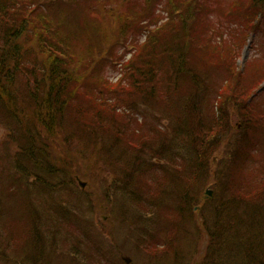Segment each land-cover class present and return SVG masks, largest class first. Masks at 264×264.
<instances>
[{
    "label": "trees",
    "instance_id": "16d2710c",
    "mask_svg": "<svg viewBox=\"0 0 264 264\" xmlns=\"http://www.w3.org/2000/svg\"><path fill=\"white\" fill-rule=\"evenodd\" d=\"M132 1L0 0V123L8 131L2 145L5 153L0 155L5 163L0 185L7 176L10 185L6 193L1 187V196L23 233L21 263L86 264L81 256L90 258L89 243L101 240L88 231L95 221L76 212L77 202L86 201L83 213L93 216L97 196L109 201L121 191L137 208L123 205L117 226L127 236H136L130 249L147 253L145 264L179 259V247L171 240L185 241L186 225L193 216H204L206 207L210 212L204 221L209 217L206 226L212 229L200 264H264V114L244 108L251 90L264 79V53L237 69L233 56L247 37L243 28L241 32L231 28V41L223 39L221 46L211 42L200 26L202 17L196 13L203 6L200 0H165L169 20L150 28L145 41L133 45L136 52L122 64L121 78L112 83L104 70L122 59L116 48L127 45V35L135 34L131 29L141 31L156 23L155 4L163 0H144L145 7L138 10ZM230 4L226 19L252 32L259 29L264 38V0ZM209 29L218 33L215 27ZM24 37L34 55L27 54ZM210 42L223 50L209 51ZM209 66L222 68L227 76L216 100L211 99L215 90L211 78L202 74ZM160 92L170 125L161 128L156 115L142 123L130 118L135 126L126 120L124 115L135 111L151 114ZM231 116L240 121L239 130L232 128ZM109 132L115 135L114 142L106 137ZM57 139L75 145L73 151L66 150L68 160L60 163L50 147ZM122 140L130 152L119 147ZM180 144L187 147L188 159L180 157ZM89 145L93 152L82 156L79 148L87 150ZM115 145L119 149L114 157ZM146 148L148 159L143 158ZM100 153L102 160H90ZM72 155L76 159L71 160ZM106 174L112 175L110 180L103 178ZM76 177L103 181L105 187L100 194H83ZM199 178L223 187L243 186L216 203L202 200L199 207ZM6 222L10 224V215ZM71 231L73 235L81 231L80 239L88 240L84 249L77 245L73 255H53L55 243L60 239L68 243ZM19 235L3 239L0 234V260L1 243L9 247ZM105 248L99 245V262L126 264L121 248L117 262L106 256Z\"/></svg>",
    "mask_w": 264,
    "mask_h": 264
},
{
    "label": "rangeland",
    "instance_id": "374dc122",
    "mask_svg": "<svg viewBox=\"0 0 264 264\" xmlns=\"http://www.w3.org/2000/svg\"><path fill=\"white\" fill-rule=\"evenodd\" d=\"M134 1H135V4H134ZM134 1L130 2V4H132L131 6L135 8L136 10L145 7L144 0H134ZM231 1L232 0H200V3L203 6H198V9H197L198 11L196 13H198L199 16L202 17L201 19H199V21L202 22L200 26H202L204 30L208 32L207 37L211 36L212 37L211 42L215 43V40H216L217 43L218 44L220 43L221 46H225L223 43V39L227 42L231 41L232 37L228 33L231 30V28H238L237 32H241L243 28V30L248 33L247 37L245 38L244 44L238 50L239 51L238 55L236 53L233 56L235 66L237 67V69L242 70L248 61L257 59L262 53H264V38H262L263 35L259 29H256L255 32H252L249 29H245L242 25H240V23L238 22L232 23L230 22L229 19L228 20L226 19L227 17H229L226 15V13L228 11L232 12V9H231L232 6L230 4ZM155 5L156 7L154 9V16L156 18V23L150 24L148 28L142 29L141 31L131 29V33L134 32L135 34L127 35V45L124 47L120 45L119 47L116 48L117 54L123 55L122 59L121 60L119 59L120 62L113 66L110 63H108L105 66L104 75L107 77V79L110 82L115 83L121 78L122 64L127 62L136 52V49L134 48L133 45H136L138 43H143L147 37V31L150 30V28H155L157 26H160L161 24L169 20V11H168L169 6L165 8L166 6L165 0ZM169 5H170V2H169ZM235 9H237L236 6L233 8V10ZM104 21L108 22L107 18L104 19ZM146 22L147 21H143L142 23L144 24ZM235 24H237L238 26H236ZM132 25L133 24H131V26ZM210 27L217 28L218 33L216 34L212 33L209 29ZM72 28L78 30L77 26L75 25H73ZM210 32L213 35H211ZM220 33L222 34L219 36ZM22 41L24 42L25 47H27V54L34 55V49L32 48V45L29 39L24 37L22 38ZM211 42H210L211 49L209 51L216 53L215 51H218L220 49L223 50V47L221 46L218 48H213L214 43H211ZM219 52H221L220 56L225 57V53L223 51H219ZM42 56L43 55H40L38 59L41 60ZM26 62H30V58H27ZM202 74L205 76V78H208V77L211 78V84L213 85V88L215 89L214 92L212 93L211 99L216 100V97L218 96V93L219 91H221V88L223 86V85L222 86L220 85L222 84V82L225 80L227 76L223 75L222 68L215 70L213 66L207 67L206 70L202 71ZM215 91L217 92L215 93ZM251 91H252L251 95H249L246 98V106L244 108L253 109L257 111L258 113L264 114V79H262L259 85L255 87L254 89H252ZM163 95L164 94L160 92L159 97H158L159 103L156 104L153 108L149 109L151 111V114H148V113L146 114L141 111H135L132 114L131 113L125 114L124 116H126V120L129 119L128 122L131 125L135 126L136 124L130 118H136L138 119L139 123H142L145 121L146 118L152 119V116L156 115V116H159V120L156 122V124L159 125L161 128H165L166 126L170 125V119L168 116H166L167 113L164 111V108L161 105ZM214 108L218 110L217 106ZM232 112L233 111L230 110V114ZM229 122L232 123L231 126L234 130H239L241 128V123L238 120L237 116L236 118L234 116L233 117L231 116L229 118ZM110 125L112 129L116 128L111 122H110ZM128 130L131 131L132 127ZM7 133H8L7 128L3 124L0 123V155H4L5 153V148L2 145H3L4 140L6 139ZM142 134L147 135L148 133L146 134L142 133ZM108 136L111 137L112 142H114L115 135L109 132L108 134H106V137ZM129 137L132 140L136 139V138H132L131 136ZM120 145H123L129 151V148L127 147L125 140L121 141V143L119 144V147ZM157 145L158 144L156 143L153 144V146H157ZM50 147H51L52 156L57 163H60L61 160L63 161L68 160V157L65 155V153L69 147H71L72 151L75 149L74 144L72 145L68 143L67 145L63 143L61 139L52 141L50 143ZM119 147L117 145L113 147L114 157L117 156ZM178 148H181L180 157L182 156V159L183 158L188 159L187 157H189V153H188V149L185 146V144H180ZM79 150L82 156L86 155L87 157V155L92 153L94 149L91 148V146L89 145V147L87 148L88 152L87 150L82 149V148H79ZM147 150L148 149L146 148V152L143 153L144 159L149 158V153L147 152ZM110 153H112V151H110ZM93 157L94 159H90L91 161L95 159L102 160L101 159L102 153H100L98 156L94 155ZM219 158L220 157L218 156L217 160H219ZM73 159H76L74 155L71 156V160ZM182 159L177 158L178 162L181 161ZM155 161H158L160 165L165 163L164 159L162 160L155 159ZM4 165H5L4 161L0 160V176H2L1 169H4ZM6 166H9V164H6ZM155 170H158L159 172H161V170L159 169H155ZM111 176H112L111 174H106V176L103 178L108 177V179L110 180ZM78 180L86 182V185L84 186V188H82L79 185L80 183L79 184L77 183L78 190L82 191L83 194H86V195H89L90 193V196H92L94 191H97L100 194L102 193L105 187V183L103 181L99 183H92L90 179L88 181L84 178L76 177L77 182ZM235 180L240 181V183H244V181H241L242 180L241 177H237ZM249 181L250 179L247 181V183ZM197 182L200 187V190H198L197 195L201 199V201L198 204L199 207H200V204H203L202 200H206V201L209 200V201H213L214 203H216L221 198L223 197L226 198L227 196H229V194L232 195L239 186H243V185H228L227 187H223L218 182H213V181L210 182V180H206L205 178H203V180L199 178ZM9 183H10L9 178L7 176H3V184L0 185V199H2V203L0 204V208L2 209V211L0 212V234L3 236V239H6L5 235H8L11 237L12 235L16 236L18 234H20L19 235L20 238L15 239V243H9L10 245L9 247H8V244L1 243V246H2L1 249L3 251L2 252L3 260H0V262L3 261L4 262L3 264H17L16 261L21 257L22 246L24 245V243H20L21 236L23 233L21 234V232L19 231V228L17 229V225H18L17 217H14V216L12 217L11 213L8 210V206H6L5 202L3 201L4 196L3 197L1 196L3 195V192H1V187L5 189L4 193H6L10 185ZM263 184H264V181H263ZM16 187H18V185H16ZM207 190H210L211 194H208ZM224 191L227 192V194ZM106 202H108V205H107L108 209H107V212H104L103 208L106 207V204H107ZM77 204L78 205L75 208L76 212L80 213L81 215H83V217H86L87 219L90 218L93 221H95V225H94L95 227L91 228L88 231L90 233H93L96 239L101 240L103 249L107 246V250L105 251L106 256L109 255L112 260L117 262L118 261L117 259L120 258L119 257L120 255L118 254V250L121 248V251L124 252V254L122 253V260H124V258H128L129 259L128 262L130 264H145V261H147L149 258L148 254L141 253V250L137 252V251H133L130 249L131 243H135L136 241V236L131 235V234L127 236V234H125L124 229L122 227L117 226L118 222H120L121 220L120 219L121 212L119 213V210L122 208V206L124 205L125 209H132L133 207H135L133 204H131V202H127L124 200L123 194L121 191H118L113 196L112 200H109V201H104L101 198H99V196H97V201L95 203V211L93 213V216L89 215V213H87V215L83 213L84 206H86L87 204L86 201L81 200V201H78ZM204 204H206V202H204ZM77 207L80 209H78ZM209 212H210V209L206 207L204 216L196 215L192 217L193 221L189 223V226L188 224L186 225L184 235H188V237L185 239V241L181 243V241L171 240L174 243H176V246L179 247V251H180L179 259L174 258L173 261H171L170 258H168L171 261V263L168 260L166 261L155 260L156 264H200L201 260H203V258L205 257V252H206L207 246L209 245V241H210L208 233L211 231L212 228H210V226L208 227L206 226V223H209L210 221L209 217H207L204 221V217L208 216L207 213ZM9 215H10V224H7L6 221H8ZM4 216H5V219L3 218ZM102 220L105 221L104 224H102L103 222ZM108 226H111V228L109 229ZM102 227L104 229H102ZM99 231H101L100 236L97 235ZM75 232L76 233L74 235L72 234L74 233L73 231L70 232L72 234V237L68 239V243H63L62 239L59 240V243H55V248H54V251L52 252L53 255H69V254L73 255L74 253L73 251L76 249L77 245L81 249H84L85 244L88 242V240L80 239V238H84L81 231H75ZM92 240L94 241V239ZM71 243H73V245H71L72 250L69 249V245ZM101 243H89L90 250L88 251V254H91V256L90 258L81 256V261L85 262L86 264H104V263L111 264V261L106 262L107 260L105 259H102V263L99 262L100 257H102V255L99 253V245H101ZM110 244L115 246V248L111 247ZM22 258H20V264H22L21 263ZM55 259H59V257L56 256Z\"/></svg>",
    "mask_w": 264,
    "mask_h": 264
},
{
    "label": "water",
    "instance_id": "95a60500",
    "mask_svg": "<svg viewBox=\"0 0 264 264\" xmlns=\"http://www.w3.org/2000/svg\"><path fill=\"white\" fill-rule=\"evenodd\" d=\"M80 185H81L82 187H84V186H85V183L82 182V181H80ZM207 193H208V194H211V191H210V190H207Z\"/></svg>",
    "mask_w": 264,
    "mask_h": 264
}]
</instances>
